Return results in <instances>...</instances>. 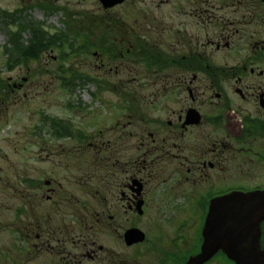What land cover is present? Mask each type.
Returning <instances> with one entry per match:
<instances>
[{
  "label": "flooded vegetation",
  "instance_id": "obj_1",
  "mask_svg": "<svg viewBox=\"0 0 264 264\" xmlns=\"http://www.w3.org/2000/svg\"><path fill=\"white\" fill-rule=\"evenodd\" d=\"M154 6L132 16L123 49L108 31H94L92 41L98 59L121 53L146 77L158 76V106H110L116 115L86 124L40 108L23 133L14 124L22 113H12L21 106H0V264H187L201 253L210 218L222 222L211 233L227 235L228 209L212 214L215 199L264 191V0ZM46 136L49 144L34 150ZM45 162L46 172L38 167ZM168 164L167 189L185 203L162 213L150 204L167 179L151 186ZM145 218L144 229L132 226ZM132 228L144 233L142 243L127 242ZM257 235L231 250L224 244L205 264H264V221L254 253ZM228 252L250 254L249 263Z\"/></svg>",
  "mask_w": 264,
  "mask_h": 264
},
{
  "label": "rangeland",
  "instance_id": "obj_2",
  "mask_svg": "<svg viewBox=\"0 0 264 264\" xmlns=\"http://www.w3.org/2000/svg\"><path fill=\"white\" fill-rule=\"evenodd\" d=\"M154 2L155 0H127L125 4L106 11L98 0H0V82L6 87L5 91L1 92L0 106H21L12 112L13 119L18 112L22 113L18 115L20 125L14 122L17 131L23 133L24 127L35 120L34 112L40 108H45L46 114L55 117L72 114L82 118V123L86 124L94 119L107 121L116 115L115 111L111 112L110 106H158V76L151 73L146 77L144 67L135 64L133 58V61L128 60L126 56L122 58L121 53L117 54L118 57L105 53L98 59L95 49L102 55L98 48L91 54L80 52L84 38L78 36L80 32L94 40V31L97 37L98 33L108 31L110 39H116L112 44L113 48L123 49L124 43L121 46V40L125 37L126 28L134 21L132 16H138L144 9L155 11ZM18 23L28 24L35 31L38 30V37L30 28L25 29L26 25ZM46 32L50 35H65L68 42L75 44L65 43L66 45L58 48V41L63 39L60 36L55 40L57 47L48 46L46 51ZM136 35L135 37L140 36L138 33ZM41 37L43 47L38 51L37 57L16 63V54L12 53V49L21 44L37 43ZM71 49H74L75 53H71ZM9 52L13 59L12 64H15L11 68L7 67ZM61 69L66 71L64 76ZM79 74L83 76V81L74 78ZM68 83L75 85L72 91L67 89V85L64 86ZM166 102L169 106H174L172 96L171 99L167 98ZM66 106H84V109L82 112L74 111L68 114L63 112ZM89 108L91 111H85ZM19 136L20 139L26 138V135ZM45 138L47 139L39 140L40 143H33L34 150H38L43 142L49 144L51 139L48 136ZM20 139H16L17 145L21 144ZM137 141L138 138L131 141V158L139 153ZM45 156L46 154L43 157ZM35 158L37 160L38 157ZM38 167L46 172V162ZM169 169L170 164L167 165L166 172L160 173L151 186L160 187L163 180L167 179V183L157 190L158 193L150 204V208L160 205L162 213H166L177 203L179 207L185 203V197H177L167 189L173 185ZM151 221L154 225V219ZM147 223L148 219L145 218L132 222V226L135 224L134 226L144 229Z\"/></svg>",
  "mask_w": 264,
  "mask_h": 264
},
{
  "label": "water",
  "instance_id": "obj_3",
  "mask_svg": "<svg viewBox=\"0 0 264 264\" xmlns=\"http://www.w3.org/2000/svg\"><path fill=\"white\" fill-rule=\"evenodd\" d=\"M106 8L113 7L117 4L122 3L124 0H101ZM212 214L215 212L219 205L226 206L228 213L226 215L225 223L226 230L231 231L234 236L228 234L224 240L228 243L229 241H240L242 236L238 231V227L247 226L250 232L258 228L260 222L264 220V192H257L251 194L232 193L221 199L216 200L213 203ZM141 207V205L139 206ZM141 214V212H140ZM222 222L213 223L212 218L206 222L204 235L205 243L203 252L199 256L192 259L188 264H203L206 260L211 258L214 253L220 248L221 238L218 236H211V230L214 224H216V230L219 231V224ZM224 223V221H223ZM259 235V233H258ZM212 238V240H210ZM144 237L138 230H131L127 234V240L130 244L138 243L143 241ZM254 242H256L257 236H253ZM223 240V241H224ZM235 254V253H234ZM230 257H234L229 253Z\"/></svg>",
  "mask_w": 264,
  "mask_h": 264
},
{
  "label": "trees",
  "instance_id": "obj_4",
  "mask_svg": "<svg viewBox=\"0 0 264 264\" xmlns=\"http://www.w3.org/2000/svg\"><path fill=\"white\" fill-rule=\"evenodd\" d=\"M34 32H35V34L37 35L38 34V30L37 31H35V29L33 30ZM43 33V32H42ZM64 38H65V36L64 35H62ZM37 37H38V35H37ZM46 37H47V35H46ZM36 38V37H35ZM56 39L58 38V37H55ZM54 39V38H53ZM65 39H67V38H65ZM46 51H47V48H48V46H50L51 47V45H53V46H56L55 45V43H56V41H52V38H46ZM42 44H43V37H41V40H38L37 41V43H35V42H32V43H29V46H24V44H21V45H19V46H16L14 49H13V51H12V53L13 54H16V63H21L22 61H24V60H26V59H28V58H36L37 57V53H38V51L40 50V49H42ZM65 44V43H64ZM57 47V46H56ZM60 47V46H59ZM83 50L86 52V53H89L90 52V47H85V48H83ZM10 53V52H9ZM10 60H12L13 61V59L11 58Z\"/></svg>",
  "mask_w": 264,
  "mask_h": 264
},
{
  "label": "bare ground",
  "instance_id": "obj_5",
  "mask_svg": "<svg viewBox=\"0 0 264 264\" xmlns=\"http://www.w3.org/2000/svg\"><path fill=\"white\" fill-rule=\"evenodd\" d=\"M243 241H246V239H244V238H242V239H240V243H242ZM240 243H238L237 241H232L230 244H229V250H231V248H233V247H237L238 245H240ZM232 254H234V255H238L239 253H236V252H231Z\"/></svg>",
  "mask_w": 264,
  "mask_h": 264
}]
</instances>
